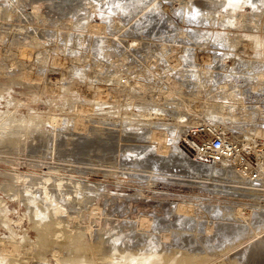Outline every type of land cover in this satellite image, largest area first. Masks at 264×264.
<instances>
[{
    "label": "rangeland",
    "instance_id": "374dc122",
    "mask_svg": "<svg viewBox=\"0 0 264 264\" xmlns=\"http://www.w3.org/2000/svg\"><path fill=\"white\" fill-rule=\"evenodd\" d=\"M61 1L0 0V264H74L77 260L75 264H89L90 234L96 228L92 209L106 205L107 198L126 202L122 219L135 223L136 215L142 219L147 210L170 218L171 204H183V199L194 210L204 211L203 223L213 221L206 217L214 207L264 205L263 193L242 195L245 184L232 173L225 175L227 189L190 181L213 174L187 159L196 150L191 143L204 141L211 125L225 124L227 135L232 136L235 123L244 124V129L250 120L227 107L235 105L236 99L220 89L225 85L230 92L228 78L217 82L210 73L212 56L222 53L226 65L243 60L246 64L240 61L237 68L244 66L246 75L257 78L258 72L264 74V49L219 42L220 36L205 32L210 27L205 22V31L191 34L190 29L204 23L193 18L200 13L193 12L191 3L190 12L185 6L178 9L187 0H75L85 10L94 4L91 13L75 8L72 12L71 4ZM140 6H145L141 12ZM227 22L215 21L211 27L220 28L223 38L230 31H245V26L231 27ZM162 24L168 25L171 37L163 38ZM245 25L249 32H253L250 26L257 28ZM206 39L211 43L205 45ZM249 134L245 132L244 139ZM159 155L164 158L160 156L163 160L158 163L167 159L181 165V171L191 170L179 176L187 180L164 177L155 186L158 177L146 165ZM47 176L49 203L39 193L40 181ZM59 178H63L62 191L56 186ZM221 188L228 196L216 194ZM124 195L128 201L120 198ZM57 201L63 203L60 214L54 210ZM251 239L246 242L255 237Z\"/></svg>",
    "mask_w": 264,
    "mask_h": 264
},
{
    "label": "bare ground",
    "instance_id": "6f19581e",
    "mask_svg": "<svg viewBox=\"0 0 264 264\" xmlns=\"http://www.w3.org/2000/svg\"><path fill=\"white\" fill-rule=\"evenodd\" d=\"M61 2H63L61 4H64V2H67L68 4L70 3L71 7L73 8V11L71 10L72 12H74V8L77 10V12L81 11V10H85L83 7L79 6V3L77 4V2L75 0H62ZM153 2L156 3V1H153ZM153 2H151V3H153ZM89 3H90V1H89ZM142 3H145V2H142ZM142 3H140L139 5H141ZM148 3H149V0H148ZM148 3H145V4L148 5ZM158 3L159 2L157 1V4ZM183 3L182 4L179 3L181 5L178 6V9L181 8L180 6H183V7L185 6L187 8H190L188 3L189 4L191 3V7L194 9L193 12L196 11L197 14H199V13L201 14V15L200 14L195 15V16H193V18L194 19H195V17L197 19L199 18L201 20L202 24L205 22L206 24H209V26H210L206 30L207 27H205L206 24L204 23L201 28L195 27L194 29H190L191 34L195 33L196 31L197 32H203L206 30L205 32L208 31L207 34L212 32V34L216 35V37L220 36L219 38L216 39L219 42H224L225 40L228 41L229 46H232V45L239 46L242 43L243 46L246 45L250 48L261 49V50L264 49V6H263L264 0H189V1L187 0V1H185L184 4ZM81 5L83 6V4H81ZM142 5H144V4H142ZM145 6H143V7L140 6V7H142L139 9L140 12L145 8ZM157 6H159V5H157ZM160 6L158 7L159 9H160ZM95 7L96 6L93 4L92 7L90 6V8L89 7L86 8L85 11H87L88 13H91V10L93 9V11H94ZM133 7H132L133 9H136L135 6H133ZM175 7H177V6H175ZM165 8L168 9L167 6H165ZM172 8H174V6ZM187 8H186V10H188V12H190L189 10H191V8L190 9H187ZM151 12H153V11H151ZM174 12H176V11H174ZM178 12H179V10H178ZM184 12H185V10H184ZM142 13H144V12H142ZM180 13L181 12H179V14ZM146 14H148V13H146ZM176 14H178V13H176ZM188 15L190 16V13ZM143 16H146V15H143ZM180 16L181 15H179V17ZM184 20H186V19H184ZM224 20H228V22L231 24V27H232V25L236 26V27H244V26L246 27L247 25H245V24H250V25L253 24L257 28L253 29V26H250L252 28L250 30H253V32L252 31L249 32V28L246 27V29H245V27H244L243 30H245V31L242 30L243 31L242 32L240 29V31L242 33H239V34H237L236 32H231L229 30L230 32L227 33V36H225L223 38L222 34H220L221 32L218 33V31H220L219 30L220 28L218 29V28H215L214 26L211 27V23L212 22L214 23L216 21L220 24V22H222ZM159 21L161 22V20H159ZM194 22H196V21H194ZM228 22H227V24H228ZM224 24H226V23H224ZM162 26H164V25L162 24ZM166 26H168V25H166ZM166 26H164L165 28H164L163 32L161 31L162 34H164L163 38L165 37V35H169L167 37H171L170 36L171 33L166 29ZM160 27H158V28H160ZM222 27H223V25H222ZM186 28L188 29V27H186ZM228 29H229V26H228ZM212 34L210 36H212ZM224 34H225V32H224ZM182 35H183V31H182ZM159 40H161V39H159ZM211 41L207 40L205 45L208 44L209 42L211 43ZM215 41H214V44L216 43ZM218 44H220V43H218ZM169 45H171V44H169ZM217 47H218V45H217ZM240 47H242V45ZM204 49H206V48H204ZM238 49H239V47H237V50ZM221 50L219 48L218 51L221 52ZM242 52H243V49H242ZM221 54H214V55L211 54V55H213L212 58L210 59L212 61L210 63L211 65H208V66H210L209 67L210 73L214 74V76L216 75L215 76L216 81H217V78H219V79L228 78V84H229L230 92H228V88H227L228 86H225L224 84H223L224 86H222V87L220 85V89L222 88V90H223L222 92H224L223 93L224 95L230 94L231 97L233 96L236 99V102H235L236 104L231 105V106H227V107L231 111H235L237 113L247 114L248 115L247 117L250 120H251L252 115L254 114V119L252 118L253 121H250L248 119L249 120L248 126L247 127L245 126V128H244V129L247 128L246 131L242 127L244 124L238 125V123H235L234 126H237V127L230 128V130L232 132H234L232 136L227 135L228 133L226 131L228 130V127L225 124L211 125L209 127L210 129L206 131V137L207 138L204 139V141H211L215 137H222L230 149V152H228L220 162L204 163V162L200 161L198 153H196V151L199 148V143H197L196 141H193V143H191V144L196 147V150H195V153L191 154L190 157L187 156V159L189 161H191V163H195V165L202 166L201 170L204 168L206 170V172L208 171L209 174H211V175L213 174V176L212 177L211 176L209 177V175L207 177H205V176L199 177L198 176V178H196L195 180L193 179L190 181H195L197 183H200L201 185L205 184V186H207V184H208L211 186H216V185L219 187L222 186L224 188L225 187V180L227 179L226 176L228 174L230 175L232 173V175L234 177L240 178V180H238L239 181L238 183L245 184L242 187L243 188L242 190L245 189L243 191L242 195H244V196L245 195H257L258 197H260V195L262 193L264 195V82H263L264 74L262 72L259 73L256 70L258 72L257 74H258L259 79H258V77L257 78L250 77L249 74H248L249 75V77H248V75H246V71L244 70V66H241V68H237L238 63L240 61H243V60L239 61V59L237 58L238 62L226 65V62H225L226 59H223L225 56L222 58ZM227 57H228V55H227ZM262 57H264V55ZM260 58H261V56H260ZM210 60H208V61H210ZM230 60H232V59H230ZM250 61H253V60H250ZM242 63L246 64V63H244V61ZM251 64H252V62H251ZM248 66L249 65H247V66L245 65V67L249 68ZM251 67H250V70H251ZM259 70H260V68H259ZM222 73H223V75L220 76V74H222ZM254 73H256V72H254ZM222 107H225V105H222ZM222 107H219V108H222ZM227 107H225L226 110H227ZM237 120H239V119H237ZM238 122L241 123V121H238ZM247 130L250 133L249 134L250 137L244 139V136H246L244 134H245V132H248ZM259 134H261L262 136L260 137ZM143 135H145V134H143ZM108 138H110V137H108ZM141 147H143V146H141ZM160 149H161V147L159 148V150ZM106 150H108V149H106ZM111 153H112V151H111ZM169 153H170V151H169ZM160 156L163 157V155H159L158 156L159 159L158 158H154V160L152 159L150 166H149V163L146 165V167L148 166V168H151V170L154 173H156L155 175L153 174L152 176L156 177V178L158 177V179H156V181H154L155 186H157L158 185L157 183L160 182L159 180L164 179V177L166 179L168 178L169 180H177V181L178 180H187V179H182L183 177L182 178L180 177L181 178L180 179L179 176H181V174H183L184 176L188 175L191 173V172H189L191 170L181 171L180 170L181 165H178L177 163H174V164L171 163L170 164L167 161V159L161 163H158L157 161L163 160V159H160L161 158ZM124 158H125V156H124ZM126 158H128V157H126ZM110 160H112V159H110ZM180 160H182V159H180ZM253 160H255V161H253ZM172 162H174V161H172ZM240 162L242 163L241 165H240ZM146 163H144V164H146ZM186 166H188V164ZM192 166H194V165L192 164ZM238 166H241V167L239 168ZM141 169H142V167H141ZM187 169H188V167H187ZM194 171H196V170H194ZM218 174L220 176H218V178H215L214 175H218ZM194 175H197V174H194ZM223 175H224V177H223ZM63 176H65V175H63ZM42 178L43 177H41L39 179H42ZM63 178H59L58 182L56 183V186L58 187V191H62L61 188L64 187L63 180H62ZM211 180H214V181L211 182ZM227 181L229 182V180H227ZM233 181H231V182H233ZM38 182H35V183H38ZM49 182H50V177H48V176L45 177L44 179H42V181H40V184H39V185H41L40 186V192L38 191L39 189L37 190L39 193L44 195L43 199L46 200V202H48L49 197L51 196L49 194L50 193ZM234 182H237V181L235 180ZM79 184H80V182H79ZM32 185L34 186L35 184H32ZM36 185L38 187V184H36ZM201 185H199V186H201ZM230 185H232V184H230ZM234 185L235 184H233L232 186H234ZM23 186H24V184H23ZM52 188H54V187H52ZM236 188H237V186H236ZM66 189H68V188H66ZM73 190H74V187H73ZM246 193H248V194H246ZM216 194H222V195L228 196L229 192H227L226 190L221 188V190L218 189L216 191ZM126 195H128V194H126ZM231 195L232 194H230L229 196H231ZM96 196H98V195H96ZM213 196H216V195L213 194ZM217 196H219V195H217ZM237 196H239V195H237ZM192 197H194V196H192ZM120 198L123 200V198H125V195L121 196ZM222 199H223V197H222ZM233 199H235V198H233ZM107 200H108V203L106 205H104L103 207L102 206L101 207L100 206H97V207L92 206L93 207L92 216H93V220H94V221L92 220L93 221L92 224L94 223L93 226H95L96 228L95 229L93 228L92 234H90L92 236V240H91V244L89 247V253L91 252V256H90L91 258H88L90 261L89 264H264V205H258L257 204L255 206H253L252 208L248 204H247L248 207L246 206V208H245V206L240 207L241 205L240 206H232L231 205V206H227V207L225 206L226 207L225 209H220V208L216 209L214 207L213 209H211L212 213L210 214V211H209L210 215H208V213H206L208 216L207 217L205 216L206 218H212L213 221H211V223H209L211 220L210 219V220H206L207 222L203 223V221L201 222L200 219L204 217L203 216L204 211L202 212V210H200V208H199L200 211L194 210V208H193L194 206L185 203V202H187V200L183 199V201H184L183 204H178V203L177 204H174V203L171 204V208H169V211L171 212L170 218L166 219L159 214H155L154 212H151V213L147 212L148 211L147 210L146 211L147 213L143 212V214H142L143 217H141L142 219H140L138 214L136 215L137 223H135V222H132V220L126 221V220L122 219V218H125L124 213H126V212H123L124 211L123 203L126 204V202L121 201V203H116L114 201L115 199H112V198H107ZM125 200H127V199L125 198ZM129 200H131V199H129ZM216 202H219V201H216ZM237 203H238V200H237ZM250 203H253V202L251 201ZM255 203H256V201H255ZM95 204L97 205V203H95ZM226 204H228V203H226ZM53 205H54V210L56 212L55 214H57V213L60 214V212L63 211V203L59 204V202L57 201ZM244 205H245V203H244ZM135 207H136V205H135ZM128 208H126V211ZM137 208H139V207H137ZM140 208H142V207H140ZM196 209H197V207H196ZM136 210H138V209H136ZM136 210H135V212H136ZM205 211H207V210H205ZM5 212H7V211H5ZM138 212H140V211H138ZM149 214L150 215L153 214V215H151L152 217H147V218L144 217V215L147 216ZM51 217H53V216L51 215ZM133 217H135V216L133 215ZM90 219H92V218H90ZM146 223H148V225H146ZM49 224H50V222H49ZM49 224H47V226ZM51 224H52V222H51ZM143 228H145V229H143ZM79 230L80 229H78V231ZM85 233H87V232H85ZM203 234H204L203 239H199L201 235L203 236ZM217 235H221V237H217ZM79 237H80V235H79ZM247 237H249V238H247ZM251 237L252 238L255 237V239L252 243L248 244L246 241L248 239H251ZM76 239H78V238H76ZM49 240H51V239H49ZM245 242L247 243V245L243 246L245 244ZM80 248H82V246ZM40 249H42V248H40ZM85 249H83V250H85ZM84 252L86 253L88 251H84ZM73 257H74V255H73ZM84 257L86 258V256H84ZM87 257H88V255H87ZM79 260H80V262L82 260L84 261V259L81 260V258ZM77 261H75V263ZM89 261L86 262V259H85L84 262L88 263ZM4 264H5V262H4Z\"/></svg>",
    "mask_w": 264,
    "mask_h": 264
},
{
    "label": "built area",
    "instance_id": "2783aa9c",
    "mask_svg": "<svg viewBox=\"0 0 264 264\" xmlns=\"http://www.w3.org/2000/svg\"><path fill=\"white\" fill-rule=\"evenodd\" d=\"M228 152H230L229 146L222 137L200 142L196 151L200 161L204 163L220 162Z\"/></svg>",
    "mask_w": 264,
    "mask_h": 264
}]
</instances>
